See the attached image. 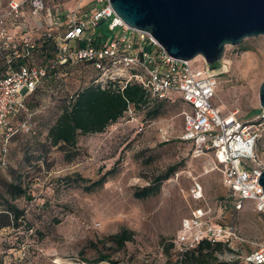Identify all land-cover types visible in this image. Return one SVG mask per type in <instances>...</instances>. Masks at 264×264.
<instances>
[{
	"label": "rangeland",
	"instance_id": "obj_1",
	"mask_svg": "<svg viewBox=\"0 0 264 264\" xmlns=\"http://www.w3.org/2000/svg\"><path fill=\"white\" fill-rule=\"evenodd\" d=\"M11 1L0 0V12L8 11ZM88 1L45 0L46 9L39 16L32 14L27 1L20 15L6 21V33L13 38L0 50L1 72L8 69L12 47L26 38L37 43L27 62L46 64L41 37L55 29L50 10L70 13ZM96 32L108 39L120 28L108 32L105 23ZM194 63L200 67L204 60L199 57ZM217 71L221 75L213 104L220 114L246 121L261 115L264 36L227 46L218 67L212 68ZM97 77L92 67L61 69L26 98L28 112L13 122L17 128L30 119L36 134L19 131L6 141L0 130V212L10 204L22 211L15 224L0 229V264H94L100 256L108 258L95 264H181L172 240L183 219L201 205L211 208L213 219L234 227L244 240L227 244L214 257L224 264H249L246 255L264 246V214L253 203L240 211L232 209L227 202L229 187L213 154H200L192 143L181 140L184 112L190 107L177 95L149 98L145 107L136 109L137 121L129 122L127 113L102 133L79 134L76 148L71 152L66 148L71 160L51 145L48 132L65 105L82 89L97 86ZM157 105L161 113L149 117V109ZM147 118L168 126L170 141L162 142L154 129L138 133L137 123ZM256 154L264 166V134ZM194 180L203 188L204 201L191 197ZM10 183L21 184L28 196L11 195ZM145 188L152 194L137 197ZM123 230L129 231V241L119 244L111 239Z\"/></svg>",
	"mask_w": 264,
	"mask_h": 264
},
{
	"label": "built area",
	"instance_id": "obj_2",
	"mask_svg": "<svg viewBox=\"0 0 264 264\" xmlns=\"http://www.w3.org/2000/svg\"><path fill=\"white\" fill-rule=\"evenodd\" d=\"M27 1L34 16H39L46 9L45 0L11 1L8 11L0 12V50H5L9 45L7 40L13 38L6 33L7 19L20 15ZM92 5L97 8H92ZM65 15L67 19H63ZM49 16L55 29L44 32L41 39L43 43H54V57L44 65L29 64L27 60L32 58L37 43L26 38L21 45L12 47L8 69L0 75V130L5 132L6 141L19 131L36 134L30 119L22 121L17 128L13 122L22 112H28L25 99L35 92L43 79L50 75L58 76L61 69L69 66L89 64L98 73L96 87L101 89L123 92L128 85H138L148 98L166 99L177 95L190 107L188 112H184L181 140L192 143L200 154H213L216 168L229 187V197L234 199L237 211L253 203L256 210L264 214V191L259 183L264 166L259 164L256 154L264 134V111L247 121L235 116H222L213 104L221 72H212L203 58L204 64L197 67L195 59L172 57L150 33L127 26L110 0H89L86 6L70 13L50 10ZM105 23L110 32L118 28L120 32L108 39L101 38L96 28ZM16 59L24 62L17 64ZM127 113L129 122L137 121L133 106H129L124 116ZM136 127L141 134L154 129L162 142L170 141V128L156 124L155 120L144 119ZM190 194L196 201L205 200L203 188L196 180ZM205 240L228 244L244 241L234 227L217 222L212 217L211 208L201 205L183 219L178 234L172 240L173 251L183 255ZM245 261L264 264V246L248 253Z\"/></svg>",
	"mask_w": 264,
	"mask_h": 264
},
{
	"label": "water",
	"instance_id": "obj_3",
	"mask_svg": "<svg viewBox=\"0 0 264 264\" xmlns=\"http://www.w3.org/2000/svg\"><path fill=\"white\" fill-rule=\"evenodd\" d=\"M132 29L150 33L174 58L220 63L227 46L264 36V0H110ZM264 110V82L259 89ZM264 191V171L259 177Z\"/></svg>",
	"mask_w": 264,
	"mask_h": 264
},
{
	"label": "trees",
	"instance_id": "obj_4",
	"mask_svg": "<svg viewBox=\"0 0 264 264\" xmlns=\"http://www.w3.org/2000/svg\"><path fill=\"white\" fill-rule=\"evenodd\" d=\"M107 31L110 32L108 27ZM101 38H106V34L102 33ZM52 49H54L55 52L54 43H43L41 47V52L45 55L47 62L54 57ZM21 62L24 61H22V59H18L17 64ZM76 65L92 67L89 64L82 63ZM211 66L212 68H216L218 67V63ZM52 77L55 76L50 75L45 79ZM45 79H43V81L39 84L35 92L42 86ZM148 102L149 98L147 93L138 85H128L123 92L89 86L72 96L69 104L65 105L63 108L55 125L50 128L48 138L52 146L59 147L62 151H65L66 158L71 160L73 155H70V153L66 151V148H70V152L76 148L79 134L86 135L102 133L107 129V127L121 119L130 105L135 109H140L145 107ZM160 113V105H157L150 108L147 115L149 117H156ZM9 192L17 198L21 196H28L26 189L18 183H10ZM151 194L152 189L145 188L141 191V193H137V197L143 198ZM229 200L230 201L227 202L231 204L232 209L236 210L234 207V199L230 198ZM21 215L22 211L16 206L10 204L7 209L0 212V218L3 219L0 223V229L15 224V222L20 219ZM111 239L119 244H124L131 239V235L129 231L123 230L112 236ZM227 244L228 243L223 242L211 243L206 240L202 241L195 249L181 255V264H224L220 263L217 257L214 256L217 251H221ZM107 258L108 257L106 256H100L95 261H92V263L95 264L101 261H106Z\"/></svg>",
	"mask_w": 264,
	"mask_h": 264
},
{
	"label": "crops",
	"instance_id": "obj_5",
	"mask_svg": "<svg viewBox=\"0 0 264 264\" xmlns=\"http://www.w3.org/2000/svg\"><path fill=\"white\" fill-rule=\"evenodd\" d=\"M7 70V69H6ZM6 73V71L4 73L1 72V69H0V75H4ZM25 102H26V99H25Z\"/></svg>",
	"mask_w": 264,
	"mask_h": 264
},
{
	"label": "bare ground",
	"instance_id": "obj_6",
	"mask_svg": "<svg viewBox=\"0 0 264 264\" xmlns=\"http://www.w3.org/2000/svg\"><path fill=\"white\" fill-rule=\"evenodd\" d=\"M202 58V57H201ZM196 59H199V57H197ZM233 116V115H232Z\"/></svg>",
	"mask_w": 264,
	"mask_h": 264
}]
</instances>
